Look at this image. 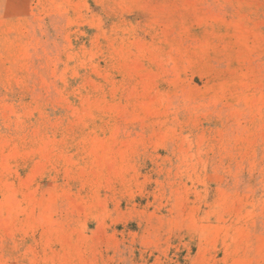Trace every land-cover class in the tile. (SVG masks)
Listing matches in <instances>:
<instances>
[{"label": "rangeland", "instance_id": "374dc122", "mask_svg": "<svg viewBox=\"0 0 264 264\" xmlns=\"http://www.w3.org/2000/svg\"><path fill=\"white\" fill-rule=\"evenodd\" d=\"M0 264H264V0H0Z\"/></svg>", "mask_w": 264, "mask_h": 264}]
</instances>
